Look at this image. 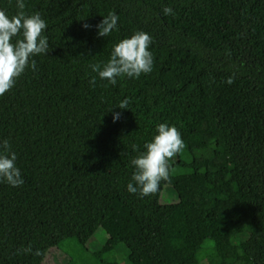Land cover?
Returning a JSON list of instances; mask_svg holds the SVG:
<instances>
[{
	"label": "trees",
	"instance_id": "obj_1",
	"mask_svg": "<svg viewBox=\"0 0 264 264\" xmlns=\"http://www.w3.org/2000/svg\"><path fill=\"white\" fill-rule=\"evenodd\" d=\"M23 3L45 20L49 50L0 95V140L24 180L0 182V264H44L99 228L129 264H264V0ZM0 10L19 11L16 0ZM109 11L116 30L99 36ZM137 30L152 38V71L90 84V66ZM164 122L184 148L155 193L130 194V161ZM167 186L173 203L160 202ZM115 248L65 264H118Z\"/></svg>",
	"mask_w": 264,
	"mask_h": 264
},
{
	"label": "clouds",
	"instance_id": "obj_2",
	"mask_svg": "<svg viewBox=\"0 0 264 264\" xmlns=\"http://www.w3.org/2000/svg\"><path fill=\"white\" fill-rule=\"evenodd\" d=\"M19 11L9 15L0 10V95L5 94L16 83L26 69L35 70L37 56L45 55L49 50L48 37L45 34L47 24L39 12L26 14L23 0H16ZM164 15H173V9L164 7ZM118 16L109 11L96 25L97 35L106 37L116 30ZM87 29L90 26L82 25ZM152 38L144 31L137 30L129 37L114 44L107 62L92 64L96 73L89 83L94 85L96 78L115 85L118 78H138L153 68V55L150 51ZM231 83V78L227 81ZM128 99L120 101L115 108L126 110ZM122 111L112 112V122L121 119ZM144 150L131 161L133 172L126 184L130 194L149 196L157 191L161 181H167L170 175L169 160L184 148V142L178 129L167 122L155 126V134L144 144ZM17 156L9 140H0V182L11 187L24 183L18 167Z\"/></svg>",
	"mask_w": 264,
	"mask_h": 264
},
{
	"label": "rangeland",
	"instance_id": "obj_3",
	"mask_svg": "<svg viewBox=\"0 0 264 264\" xmlns=\"http://www.w3.org/2000/svg\"><path fill=\"white\" fill-rule=\"evenodd\" d=\"M160 202L162 203H173L177 200L176 194L172 187L167 186L163 193L161 194ZM115 239L112 241L108 239L105 231L102 228H99L94 236L86 243L85 248H80L76 241H68L57 249L51 251V255L49 254L48 258L44 262V264H65L66 260L70 258H76L78 261L83 259L84 256L93 255L97 253V255H102L108 250H115L107 256V259L115 260L118 264H129L127 255V249L123 248V246H118L115 243ZM117 242V241H116ZM229 250L221 252V255L224 257L228 256ZM106 259V260H107ZM98 259H95V263Z\"/></svg>",
	"mask_w": 264,
	"mask_h": 264
}]
</instances>
